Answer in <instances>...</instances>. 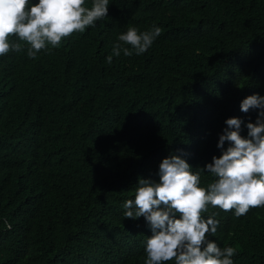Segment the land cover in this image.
Masks as SVG:
<instances>
[{
  "label": "trees",
  "instance_id": "16d2710c",
  "mask_svg": "<svg viewBox=\"0 0 264 264\" xmlns=\"http://www.w3.org/2000/svg\"><path fill=\"white\" fill-rule=\"evenodd\" d=\"M152 25L144 54L106 63L119 34ZM254 94L264 0H109L108 16L35 59L0 56V264H144L151 228L124 216L139 178L159 182L179 155L207 187L225 121L240 118L245 138L256 121L241 111ZM213 214L208 238L234 247V264H264V207Z\"/></svg>",
  "mask_w": 264,
  "mask_h": 264
},
{
  "label": "clouds",
  "instance_id": "9594fccd",
  "mask_svg": "<svg viewBox=\"0 0 264 264\" xmlns=\"http://www.w3.org/2000/svg\"><path fill=\"white\" fill-rule=\"evenodd\" d=\"M0 0V56L25 51L35 59L48 45L57 47L75 32L94 27L108 16L109 0ZM161 28L152 25L139 31L129 26L119 34L112 54L125 57L144 54L161 35ZM16 37L18 42H12ZM258 110L256 121L247 123V138L241 135L240 118H228L227 127L219 137L222 154L214 156L203 172L214 177L207 187H201L200 171L179 155L164 158L159 165V182L139 178L134 199L124 203V216L136 220L144 217L152 235L146 239L144 264H234L237 250L219 247L214 236L219 222L202 213L208 206L228 212L237 218L250 208L264 207V97L254 94L241 102V111ZM225 142L228 147L225 148ZM10 227V225H9Z\"/></svg>",
  "mask_w": 264,
  "mask_h": 264
}]
</instances>
